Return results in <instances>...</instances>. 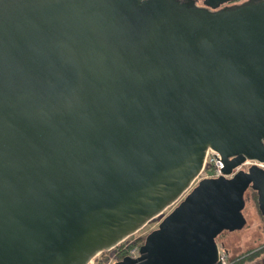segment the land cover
<instances>
[{
	"label": "water",
	"instance_id": "water-1",
	"mask_svg": "<svg viewBox=\"0 0 264 264\" xmlns=\"http://www.w3.org/2000/svg\"><path fill=\"white\" fill-rule=\"evenodd\" d=\"M0 0V264H219L264 221V0ZM209 150L225 174L204 179Z\"/></svg>",
	"mask_w": 264,
	"mask_h": 264
},
{
	"label": "rangeland",
	"instance_id": "rangeland-1",
	"mask_svg": "<svg viewBox=\"0 0 264 264\" xmlns=\"http://www.w3.org/2000/svg\"><path fill=\"white\" fill-rule=\"evenodd\" d=\"M252 190H248L246 193V206L243 210V214L247 220L246 225L243 229L237 230L234 232H225L222 233L218 239L217 243L220 248L225 250L227 253V263H229V258L240 256L242 258H250V254L253 251L259 249L264 244V222L259 213L256 199L252 194ZM171 209H168L163 215L151 221L145 228L136 233L135 235L129 237L126 241L121 243L115 249L102 252L98 254L91 264H112L122 260L121 255L125 253L129 254L131 249L140 248L144 243L146 236L156 228L166 216V214ZM258 223H263L258 229ZM138 249H136L137 251ZM264 264V253L259 254L254 257V260H247L242 264Z\"/></svg>",
	"mask_w": 264,
	"mask_h": 264
},
{
	"label": "built area",
	"instance_id": "built-area-1",
	"mask_svg": "<svg viewBox=\"0 0 264 264\" xmlns=\"http://www.w3.org/2000/svg\"><path fill=\"white\" fill-rule=\"evenodd\" d=\"M217 156L218 159H220V156L218 153H216L215 151L209 150L206 156V160H205V165L201 171V173L199 174V176L194 180V182L192 183L190 189L184 194V196L182 197V199L194 188L196 187L200 181L204 180V179H211V178H218L220 176L225 175L222 171L221 168L224 167L223 163L221 160H218L215 155ZM258 165L259 167L264 169V163H258V162H254V161H246L245 163H243L241 166L237 167L236 169H234L233 173L231 175H225L227 178H231L235 175V173H237L238 171L241 170H247L249 167H251L252 165ZM179 203V202H178ZM176 203L175 205H173L172 207H170L169 209H171L168 213H170L175 206L178 204ZM167 213V214H168ZM166 214V215H167ZM127 240V239H126ZM125 240V241H126ZM141 247V246H140ZM116 248V247H115ZM114 248V249H115ZM136 249H138L136 251ZM136 249H131L129 251V254L127 256H131L133 258H136L139 256V247ZM113 250V249H112ZM111 251V250H110ZM108 252V251H105ZM94 259V258H93ZM93 259L90 261L89 264H91L93 262ZM114 264V263H112ZM219 264H228L227 263V253L225 252V250L220 248V261Z\"/></svg>",
	"mask_w": 264,
	"mask_h": 264
},
{
	"label": "trees",
	"instance_id": "trees-1",
	"mask_svg": "<svg viewBox=\"0 0 264 264\" xmlns=\"http://www.w3.org/2000/svg\"><path fill=\"white\" fill-rule=\"evenodd\" d=\"M252 194L254 195L253 197H254V199H256V203H257V207H258V195H257V193L255 192V191H253L252 190ZM258 210H259V207H258ZM259 213H260V211H259ZM260 215H261V213H260ZM261 217H262V215H261ZM263 219V218H262ZM264 222V221H263ZM263 227H264V225H263ZM225 233V232H224ZM220 236V235H219ZM218 236V237H219ZM218 239V238H217ZM217 239H216V241H217ZM264 253V244L262 245V247L261 248H259V249H257V250H255V251H253V253H251L250 254V258L248 259V258H242V257H240V256H237V257H230L229 258V263L228 264H242L243 262H245V261H247V260H254V257H256L257 255H259V254H263ZM127 255L125 254V253H123L122 255H121V257L120 258H124V257H126ZM256 264H260V263H256Z\"/></svg>",
	"mask_w": 264,
	"mask_h": 264
},
{
	"label": "flooded vegetation",
	"instance_id": "flooded-vegetation-1",
	"mask_svg": "<svg viewBox=\"0 0 264 264\" xmlns=\"http://www.w3.org/2000/svg\"><path fill=\"white\" fill-rule=\"evenodd\" d=\"M195 2V5L197 7H200V8H207L205 5H204V0H193ZM248 0H234L232 2H229V3H226L224 5H222L220 8H223V7H226V6H232V5H236V4H241L243 2H246Z\"/></svg>",
	"mask_w": 264,
	"mask_h": 264
},
{
	"label": "crops",
	"instance_id": "crops-1",
	"mask_svg": "<svg viewBox=\"0 0 264 264\" xmlns=\"http://www.w3.org/2000/svg\"><path fill=\"white\" fill-rule=\"evenodd\" d=\"M263 223H258V229L260 230V227L262 226ZM261 231V230H260Z\"/></svg>",
	"mask_w": 264,
	"mask_h": 264
}]
</instances>
